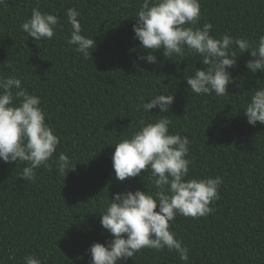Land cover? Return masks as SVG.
I'll return each mask as SVG.
<instances>
[{
	"label": "trees",
	"instance_id": "trees-1",
	"mask_svg": "<svg viewBox=\"0 0 264 264\" xmlns=\"http://www.w3.org/2000/svg\"><path fill=\"white\" fill-rule=\"evenodd\" d=\"M143 0H4L0 3V75H15L22 87L41 99L46 123L60 138L54 154H66L76 169L61 175L41 167L33 181L20 178L25 163L0 162V264H24L35 255L42 264H91L87 251L106 243L111 234L100 224L101 213L115 194L154 192L150 172L121 182L115 178V144L139 129V120L155 122L158 109L137 111L141 101L175 94L165 113L172 134L190 140L192 161L186 179L223 178L219 199L207 216H177L171 231L189 248L183 262L166 249H143L124 264H264V125L253 126L243 115L264 73H251L250 52L230 69L235 83L217 97L192 93L183 79L206 66L186 54L158 62L135 39L134 15ZM199 27L210 33L258 41L264 35V0H200ZM57 15L51 40L27 39L21 25L32 9ZM75 8L83 34L96 49L85 59L67 45L65 12ZM15 91V90H14ZM132 123V124H131ZM158 210V208H157Z\"/></svg>",
	"mask_w": 264,
	"mask_h": 264
},
{
	"label": "clouds",
	"instance_id": "clouds-1",
	"mask_svg": "<svg viewBox=\"0 0 264 264\" xmlns=\"http://www.w3.org/2000/svg\"><path fill=\"white\" fill-rule=\"evenodd\" d=\"M4 0H0L3 3ZM70 35L67 45L87 59L96 49L95 39L83 34L75 8L65 12ZM133 32L146 55L139 60L149 64L158 62L157 53L164 58L186 54L199 56L204 69L194 75H185L192 93L197 95L227 94L235 83L230 69L238 66V59L250 52L246 68L251 73H264V35L258 41L224 34L214 37L211 23L199 27L200 0H143L134 15ZM62 30L59 17L33 8L30 18L21 25L27 39L51 40L57 28ZM172 61V60H171ZM15 90V91H14ZM175 94L159 93L147 102L141 101L137 111L158 109L155 122L139 120V129L130 138L117 142L112 155L115 178L125 181L150 172L154 192L126 191L115 194L101 213L100 224L112 236L106 243H94L87 251L91 264H124L143 249L175 252L183 262L189 261V248L171 231L170 222L179 216L199 218L212 211L209 205L219 199L222 177L186 179L192 161L188 159L190 140L187 136L172 134L170 112ZM243 115L250 125H264V88H256L245 106ZM132 124V123H131ZM60 138L46 123V113L40 97L22 87V79L0 75V162L25 163L20 178L35 179L37 169L49 171L55 164L59 174L65 175L77 165L64 153L55 157ZM158 208V210H157ZM24 264H42L35 255H26Z\"/></svg>",
	"mask_w": 264,
	"mask_h": 264
}]
</instances>
